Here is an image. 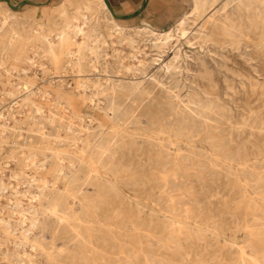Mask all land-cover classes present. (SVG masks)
Returning <instances> with one entry per match:
<instances>
[{"label":"rangeland","instance_id":"1","mask_svg":"<svg viewBox=\"0 0 264 264\" xmlns=\"http://www.w3.org/2000/svg\"><path fill=\"white\" fill-rule=\"evenodd\" d=\"M56 5L59 3L40 8L26 3L13 10L0 2V9L15 12L12 21L16 20L27 37L29 25L44 16H53ZM192 9V0H147L134 17L117 19L137 40L138 58L130 57V47L113 36L100 49L97 68L91 66L94 57L87 50L82 52L80 63L63 56L56 66L41 49L34 53V45L29 46L26 38L19 46L6 50L0 44V60L5 53V66L11 72L8 79L0 73V112L6 116V109L13 105L15 117H8V124L16 127L3 133L7 142L0 153L4 165L0 177L21 191L19 199L22 207L28 208L27 216L33 209L30 194L24 196V191L29 185H34L29 192L35 191L43 175L55 177L60 160L53 155L54 148L63 151L66 158L60 185L73 187L80 197L91 192L93 184L105 183L110 176L105 172L107 164L115 163L121 175L120 197L133 202L136 198L142 205L143 217L154 219L144 232L143 245L168 264H238L240 246H245L248 254L253 252L248 247L244 224L253 219L246 214L248 202L239 186L249 181L247 194L264 208V182L254 180L258 184L251 187L256 182L237 168L241 162L249 166L248 171L264 176V18L257 26H250L254 9L239 0H216L201 15ZM187 15L188 34L180 38L176 26ZM95 17L93 26L105 33L110 25L107 16L98 9ZM137 27L143 30L137 33ZM147 28L158 32L174 29V38L158 48ZM117 51H122L123 57H117ZM175 55L174 68H168ZM29 56L34 58L33 63L28 61ZM25 81L33 91L30 100L21 89L7 93L12 90L10 83L20 85ZM168 139L175 140L182 153L188 155L185 167L189 177L183 184L167 188L152 175L150 167L160 158L158 154L166 156L168 150H173V146L166 150L159 144ZM28 144L33 148L30 151L25 147ZM212 153L221 154L219 164L207 159ZM42 161L47 172L33 165ZM92 161L94 170L90 168ZM165 188L168 191L164 192ZM170 194L174 196L172 201ZM0 202L4 215L9 216L12 201L4 197ZM174 203L177 218L186 223L178 239L170 230L169 205ZM259 217L264 220V212L260 211ZM16 219L12 215V222ZM39 219L32 234L40 235V222L45 221L48 243L56 226L55 217ZM156 225L159 228H154ZM3 250L12 252L14 246L9 244ZM26 250L38 261L46 262L41 251L20 248L21 252ZM0 261L8 264L3 255Z\"/></svg>","mask_w":264,"mask_h":264},{"label":"bare ground","instance_id":"2","mask_svg":"<svg viewBox=\"0 0 264 264\" xmlns=\"http://www.w3.org/2000/svg\"><path fill=\"white\" fill-rule=\"evenodd\" d=\"M215 1L216 0H192V10L199 12L200 15L204 14ZM239 1L245 5L248 3L252 6L254 11L252 13L250 26H257L260 19L264 18V0ZM72 5H75L74 8H71ZM53 9L55 10L53 16H44L36 20L33 25H29L31 28L28 31L30 34H28L27 37L24 36L23 31L15 24L16 20L14 19V21H12L15 12L12 13L7 8L0 9V44L3 47L2 49L6 50L19 46L21 40L26 38L29 46L34 45V53H37V49H41L44 53L43 56H49L56 66H58L63 56H67L71 58V60L74 59L76 60L75 62L80 63L82 52L87 50L91 56L94 57L92 59L93 63L90 62L89 64L92 63L91 66L97 68L96 61L99 59L100 49L108 43L109 38L118 36L121 41H124L130 47V57L138 58L137 54L140 50L136 44L137 40L131 34L127 33L125 28L118 23L104 0H64L59 5L54 6ZM70 9L74 11L72 14L70 13ZM98 9L103 11L110 21V25L106 27L105 33L93 26L94 20L96 19L95 12ZM260 15L262 17H260ZM205 16L208 18L211 17L210 14H206ZM188 17L189 15L183 17L177 23L175 31L180 38L186 37L188 34V30L185 27ZM46 20L47 22H45ZM141 30H143L142 27H137L135 29L137 33ZM146 31L154 36V45L158 48H162L172 41L175 33L174 29L158 32L151 28H147ZM121 53L122 51H117V57H123ZM5 55L4 53L0 60V73L5 74L8 79L11 72L5 66ZM176 58L177 55L172 58V61L168 64V68H174L173 61ZM27 59L30 63H33L34 58L32 59V57L29 56ZM139 62L141 61L139 60ZM41 66L44 68L43 63H41ZM79 70L82 72L81 69ZM22 71L24 72L25 70L23 69ZM10 85L12 90L10 89L11 91L7 92L9 95L14 94L15 90L19 92L21 89L28 93L26 100H30L29 96L33 94V91L30 89L28 82L25 81L20 85L18 83H10ZM0 93H2L1 90ZM119 105L121 107V104ZM12 109L13 105L6 109V116L0 112V153L3 150L4 143L7 142L5 139L6 135L3 133L7 130H11V128H13V130L16 128L10 127V123L8 122V117H15ZM36 109L38 112H41L39 107ZM30 118L33 119L32 116H30ZM181 126L182 123H179V129L182 132L183 128H181ZM171 127L174 129V126ZM159 144L166 150L169 149V146H173L174 148L171 151L168 150L166 156L157 155L160 158H157L155 164H152L150 167L153 170L152 175L155 176L162 185L167 186V188L173 184H183L189 177L188 168L185 167L188 155L182 153L181 147L175 140L168 139L167 142L161 140ZM25 147L28 151L33 149L31 144ZM20 148L24 147L20 146ZM51 149L52 151L54 150L53 155L60 160V164L54 171L56 173L55 177L52 179L51 177L49 178L47 174L43 175L40 179L41 185L35 186V191L32 193L29 192L30 187L34 185H29L24 191V196L30 194L28 200L31 205L30 208L33 209L30 217L26 215L28 208L22 207L23 205L19 199L21 191L17 187L10 186L9 182L5 181L3 177H0V201L4 197L12 201V208L10 207L11 212L9 216L4 215L2 203L0 202V249H2L0 250V255H3V259H7L8 264L14 262L15 264L19 262L21 264H115V262H119L118 264H168L165 259L156 257L150 248L143 245L144 232L152 225L154 219L150 217L149 220H146L143 217L142 205L136 198L133 202V200L129 199L126 201L125 197H120L119 178L121 175L120 169L115 167V163L107 164L105 172L109 173L110 176H107V181L105 183L93 184L94 189L80 197L77 195L76 191L73 190V187L70 188L66 185L62 187L60 185L59 177L63 170V161H65L66 158L63 151H56L54 148ZM33 155H31V158ZM220 155L221 154L212 153L209 157L207 156V159H209L212 164H219L221 162L219 158ZM235 162H237V160H235ZM94 163L95 161H92L90 165L91 170L96 169ZM255 164L254 162V165ZM33 165L36 167V170H41L43 172L48 171L47 168L45 169L43 161L40 164L33 163ZM238 166L240 167L237 168V171H246L245 173L251 176V180H261L264 182V176L260 173L247 170L249 166L241 165V162L238 163ZM2 169H4V165L3 162H0V171L3 176L4 173ZM10 176L12 177L13 174ZM250 184L249 181H243L239 189L243 192L245 199L247 198L246 214L250 215L253 219L251 222L248 220L244 222L249 238L248 247L252 248L253 252L248 254L246 247L240 246L238 249V264H264V220L259 217V212H264V208L260 206L256 198L249 197L247 194L246 187ZM256 184L258 183L252 184L251 187H256ZM167 188L163 191H168ZM9 190H11L10 194H8ZM13 195L16 196L15 201L12 200ZM118 197H120V199H118ZM261 198L264 200V195L261 196ZM169 199L171 201L174 199L173 194L169 195ZM169 206L172 210L170 230L178 239V234L184 233L186 223L182 219L177 218L178 212H176V203L170 204ZM187 212L188 209L186 210V216L188 217ZM12 215H16L18 219L12 222ZM40 216L43 218L55 217L56 226H54L50 233L48 243H46L47 238L44 234L45 221L40 222L42 233L37 236L32 234V231L40 221ZM60 226L61 229L58 231ZM154 228H159V225H156ZM153 232L156 231L154 230ZM186 234H190V232L187 231ZM56 241H59L57 245ZM9 244H13L14 250L12 252H4V247H8ZM26 246L35 252L41 251V254H44L46 257V262L43 263L38 261L36 256L29 254L27 250L21 252L20 248H25ZM179 256L181 257L182 253H180ZM0 264H2L1 261Z\"/></svg>","mask_w":264,"mask_h":264},{"label":"crops","instance_id":"3","mask_svg":"<svg viewBox=\"0 0 264 264\" xmlns=\"http://www.w3.org/2000/svg\"><path fill=\"white\" fill-rule=\"evenodd\" d=\"M12 4L16 5L22 1H26V0H10ZM32 2L35 3H46L48 2V6L51 4H55V3H61L64 0H30ZM75 1V0H73ZM145 1L147 2V0H109L110 4L112 5V7L114 8V10L116 11V13L118 14H122V15H130V14H134L136 12H138L144 5ZM0 2H3L2 0H0ZM29 4V3H27ZM35 7H40L41 6H47V5H33V4H29Z\"/></svg>","mask_w":264,"mask_h":264},{"label":"water","instance_id":"4","mask_svg":"<svg viewBox=\"0 0 264 264\" xmlns=\"http://www.w3.org/2000/svg\"><path fill=\"white\" fill-rule=\"evenodd\" d=\"M3 2H6L13 10H17L19 9L22 5L26 4V3H29V4H35V5H47L48 2L46 3H35V2H32L30 0H26V1H22L16 5L12 4L10 0H2ZM108 9L110 10V12L112 13V15L114 16V18L116 19H125V18H131V17H134L136 14L140 13V11L145 7L146 5V1L143 5V7L136 13L134 14H130V15H122V14H118L116 13V11L114 10V8L112 7V5L110 4L109 0H104Z\"/></svg>","mask_w":264,"mask_h":264}]
</instances>
